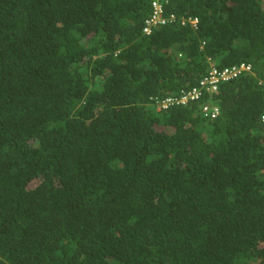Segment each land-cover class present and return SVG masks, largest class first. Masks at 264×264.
Masks as SVG:
<instances>
[{"label":"trees","instance_id":"16d2710c","mask_svg":"<svg viewBox=\"0 0 264 264\" xmlns=\"http://www.w3.org/2000/svg\"><path fill=\"white\" fill-rule=\"evenodd\" d=\"M150 14L0 0V264H264V0H170L146 35Z\"/></svg>","mask_w":264,"mask_h":264},{"label":"built area","instance_id":"2783aa9c","mask_svg":"<svg viewBox=\"0 0 264 264\" xmlns=\"http://www.w3.org/2000/svg\"><path fill=\"white\" fill-rule=\"evenodd\" d=\"M169 1L170 0H151V14L145 20L143 27L144 34H152L155 29L167 25L174 18L173 16L168 17L165 15V6L169 3ZM189 21L194 26V28H196L198 24V20L196 18H190L187 21L183 20L182 23L185 24ZM252 73L253 68L251 64L242 63L225 68H218L215 66V64H212L209 73L200 79L197 86L191 90L182 91V95L179 99H166L162 104L159 105L158 110L165 109L169 105L173 104L187 105L191 101L200 100L205 96V94L211 95L212 93L217 92L221 83L229 82L242 75ZM261 80V83L264 85V80ZM202 113L206 119H215L219 116L220 109L217 105L209 100L203 105ZM261 122L263 123L264 129V109L261 114Z\"/></svg>","mask_w":264,"mask_h":264}]
</instances>
